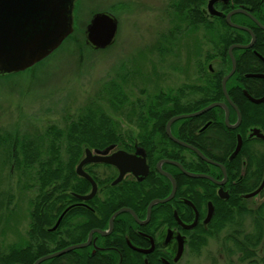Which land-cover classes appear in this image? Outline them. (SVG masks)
Masks as SVG:
<instances>
[{
	"label": "flooded vegetation",
	"instance_id": "1",
	"mask_svg": "<svg viewBox=\"0 0 264 264\" xmlns=\"http://www.w3.org/2000/svg\"><path fill=\"white\" fill-rule=\"evenodd\" d=\"M84 1L76 0L74 31L69 37L78 29L82 32L80 12ZM210 1L168 0L170 16H174V29L180 24L179 18L197 22V28L188 29L181 36L192 30L200 31L203 47L197 56L198 61L197 58L195 61L196 75H193L192 81L174 88L160 85L155 97L139 98L137 101L131 99L125 87L131 103L135 104L133 110L137 111L123 116L134 127L136 132L132 130V133L139 139L131 142L129 130L120 136L119 144L84 148V155L75 166L78 177L66 176L61 193L33 194L31 222L33 212L40 205L39 200L44 198V208L39 211L41 217H36V221L44 225L31 224V264L52 255L40 264H179L187 252H194L193 243L199 240L203 230H207L215 218L213 194L223 201L235 196L248 202L264 196L263 190L254 198L244 197L255 192L264 180V138L256 133L258 129V133L264 135V102L258 104L251 100L264 98V0L217 1L214 9L220 15L211 13ZM118 4L122 6V2ZM123 7L125 9L126 6ZM236 11L247 14L234 13ZM230 14L232 23L241 28L229 24ZM113 15L117 18L116 14ZM117 20L120 27L119 18ZM231 51L235 57V72L228 78L227 93L233 105L223 89V80L233 68ZM140 104L142 108H139ZM149 104H154L156 112L146 111ZM211 104L226 105L229 108V124H238L237 127L227 124L225 106H216L200 115L174 122L171 133L199 149L207 158L225 166L227 179L223 186L208 179L190 178L174 164H180L194 174L210 175L217 181L225 179L220 167L208 164L195 151L176 143L167 130V123L172 118L197 113ZM179 110L183 112L175 114ZM248 118L250 125L246 126ZM66 127L67 123L63 128ZM240 137L241 149L234 155ZM87 149L94 156L103 155L105 151L107 156L124 151L134 157L135 167L144 173L128 172L115 183L121 175L119 167L88 163L83 170L95 180L97 191L93 195V184L77 173V167L86 158ZM138 149H141L142 155H137ZM145 163L148 170L144 168ZM120 164L124 165L125 161L121 160ZM190 179L198 182L194 184ZM82 180L87 181L89 187ZM73 182L74 188L80 192L70 187ZM174 183L177 186L174 197L166 203L155 204L149 215L151 203L168 198ZM221 189L228 193V199L222 198ZM85 197L88 198L84 200ZM210 204L215 212L206 222ZM195 209L198 211V223L188 228L195 222ZM121 210L123 212L112 223L113 215ZM180 243L184 247L178 257ZM83 244L88 245L56 255Z\"/></svg>",
	"mask_w": 264,
	"mask_h": 264
},
{
	"label": "rangeland",
	"instance_id": "2",
	"mask_svg": "<svg viewBox=\"0 0 264 264\" xmlns=\"http://www.w3.org/2000/svg\"><path fill=\"white\" fill-rule=\"evenodd\" d=\"M167 5L168 0H85L80 12L82 32L78 29L34 67L0 77V132L43 137L50 126L63 128L93 100L106 98L107 84L127 86L131 99L137 101L154 97L160 85L174 88L192 81L196 75L195 61L203 47L200 31L177 36L172 53L159 55L154 48L164 34L169 35L175 28L174 16H170ZM104 10L119 18L118 38L109 50L95 51L86 45V36L82 33L92 14ZM125 74H129L126 80L122 78ZM102 106L118 120L119 128L136 132L123 116L130 112L128 107L116 112L107 103ZM9 162L8 155L1 151V250L30 242V201L36 193L25 189V180L19 184L20 173L13 172ZM263 201L264 196H260L247 203L256 207ZM239 223L245 233L253 232L254 224L249 216ZM225 226L208 237L199 253L187 252L179 264H230L232 261L241 264L233 236L243 239L244 235L235 233L237 226L230 223ZM261 255L258 252L256 261Z\"/></svg>",
	"mask_w": 264,
	"mask_h": 264
},
{
	"label": "trees",
	"instance_id": "3",
	"mask_svg": "<svg viewBox=\"0 0 264 264\" xmlns=\"http://www.w3.org/2000/svg\"><path fill=\"white\" fill-rule=\"evenodd\" d=\"M116 12V11H115ZM177 29H173L171 33L164 34L161 40L154 46L159 55L172 53V47L177 39V36L187 31L188 29L197 28V22H186L179 18ZM179 34V35H177ZM132 76V75H131ZM129 74H125L123 79H128ZM127 85V84H126ZM106 91L109 94L103 99L100 97L92 101L79 116L70 118L66 128H59L55 125L50 126L43 137L31 135L3 134L0 132V152L8 155L9 163H11L12 171L19 172V184L22 185L25 180L24 187L36 193H61L65 183L63 179L68 177L77 178L75 166L81 157L84 155V148L103 147L111 143H120V136L125 134L124 129L119 128L118 120L111 116L109 112L102 106L107 103L113 111H123L126 107L130 112L135 104L125 92L123 84H107ZM143 93V92H142ZM155 97V96H154ZM130 106H132L130 108ZM142 108V104L138 105ZM141 111V110H139ZM143 111V110H142ZM147 112H156L154 104H149L146 108ZM183 111H176L175 114H181ZM250 118L245 123L250 125ZM135 134V133H134ZM132 132L128 138L133 142L138 136ZM139 139V138H138ZM66 146L68 148H66ZM230 169L228 175L231 177ZM191 182L197 183V180L190 179ZM89 187L87 181H83ZM194 183V184H195ZM74 188L73 184H69ZM212 188L215 185L210 184ZM73 190V189H72ZM89 190V188H88ZM73 191L80 192L74 188ZM212 202L216 205V215L207 230H203L199 240L193 243V251L200 252V248L207 243L210 236H214L223 230L229 223L232 226H237L235 233H243V239L233 236V241L236 244V249L239 253L241 264H264V201L256 206L250 207L248 201L232 196L229 200L223 201L217 195L211 196ZM40 205L36 207V212H33V222L31 224H39L36 217H41L39 211L44 208L42 204L44 198L39 200ZM242 202V206L240 203ZM31 203V201H30ZM249 216L253 222V232L245 233L242 230V225L239 221ZM241 217H243L241 219ZM31 219V212H30ZM43 224V223H40ZM44 225V224H43ZM31 238V229L29 231ZM0 249V264H31V244L22 246L14 245ZM258 252L262 253L260 260L256 261ZM230 264H234L233 261Z\"/></svg>",
	"mask_w": 264,
	"mask_h": 264
},
{
	"label": "water",
	"instance_id": "4",
	"mask_svg": "<svg viewBox=\"0 0 264 264\" xmlns=\"http://www.w3.org/2000/svg\"><path fill=\"white\" fill-rule=\"evenodd\" d=\"M217 1L221 0H211L209 3V10L212 14H217L214 9V5ZM76 0H0V77L9 76L13 74H17L23 71L34 67L36 64L42 62L44 59L49 57L53 52H55L64 41L73 33L74 31V9H75ZM245 13L244 11H236L234 13ZM230 14L228 16V22L230 25L235 26L236 28H241L236 26L231 21ZM119 30V22L117 18L109 12H100L93 16L91 21L89 22L86 32L84 33L86 36V45L96 51L101 50H109L116 41ZM250 47V46H244ZM231 57L233 58V68L229 75L226 76L223 80V89L227 94L229 103L233 105L230 97L227 93V81L229 80L234 72H235V61L231 51ZM251 99V98H250ZM255 103H263L264 98L260 100L251 99ZM216 106H225L226 111V119L227 124H229V108L224 104H211L207 108L198 111L197 113L188 114V115H179L172 118L167 124L168 134L176 143L181 146L191 149L195 151L203 160L208 162V164H213L215 166L220 167L224 172L225 179L223 181H217L214 178L210 177V175H201L194 174L186 171L182 165L174 163L178 165L182 171L189 175L190 178L196 179H208L216 185L223 186L227 179V172L224 165L217 163L209 158H207L202 152L193 147L192 145L186 144L185 142L175 138L171 133V126L174 122L191 118L197 115H200ZM241 121V117L239 116V121ZM238 125V124H237ZM237 125L231 126L232 128H236ZM259 130H256V133L264 138L263 134L258 133ZM242 145V139L240 137V143L235 151L234 155L240 152ZM108 152H103V155L94 156L91 150H86V158L79 164L77 167V173L83 178H86L89 182L93 184V195L97 191V185L95 180L89 176L84 170L83 167L88 163H107L116 165L119 167L121 171V175L115 183H118L123 179L126 173L134 172L135 174H142L144 172L138 171L135 167L133 161L135 160L133 156L127 154L124 151H120L113 156H107ZM137 155H142L141 149L137 150ZM136 158V157H135ZM125 161L124 165L120 164V161ZM145 169L148 167L145 163ZM143 171V170H142ZM146 174V172H145ZM166 176L171 177L169 174L164 173ZM173 192L172 194L164 199L157 200L151 203L149 206V215L151 213V208L158 203H166L170 201L175 193H176V183L173 184ZM264 190V180L260 187L251 194L245 195V198H252L263 192ZM220 195L223 199H228V193L224 192L222 189L220 190ZM88 197L83 198L84 200ZM191 207L195 208L194 205L190 202ZM196 210V209H195ZM123 211L117 212L112 217V223L114 218L122 213ZM215 209L212 204L209 205V215L206 222H209L212 215H214ZM196 219L193 225L188 228L195 227L198 223V211L196 210ZM88 244H83L79 246H75L73 248L66 249L56 255L63 254L72 249L83 248ZM184 244L180 243V257L183 253ZM53 257L47 256L40 259L36 264H40L43 261ZM177 257V258H178Z\"/></svg>",
	"mask_w": 264,
	"mask_h": 264
},
{
	"label": "bare ground",
	"instance_id": "5",
	"mask_svg": "<svg viewBox=\"0 0 264 264\" xmlns=\"http://www.w3.org/2000/svg\"><path fill=\"white\" fill-rule=\"evenodd\" d=\"M252 198H254V197H252ZM248 199H250V198H248Z\"/></svg>",
	"mask_w": 264,
	"mask_h": 264
}]
</instances>
